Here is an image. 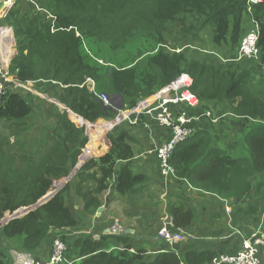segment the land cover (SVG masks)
Here are the masks:
<instances>
[{
    "label": "trees",
    "instance_id": "trees-1",
    "mask_svg": "<svg viewBox=\"0 0 264 264\" xmlns=\"http://www.w3.org/2000/svg\"><path fill=\"white\" fill-rule=\"evenodd\" d=\"M29 6L24 9L18 5L9 17L17 45L10 73L19 83H34L42 88L41 93H53L71 113L95 123L112 120L119 110L136 107L186 73L193 79L191 91L202 110L210 108L224 118L217 124L206 122L208 125H203L210 130L198 128L193 138L175 149L170 161L174 183L239 201L251 196L253 183L256 190L264 189V4L253 5L250 13L247 0H39L38 8ZM245 17L251 23L249 30ZM252 20L260 27L259 62L228 61L236 56L242 39L252 29ZM136 27L146 35L138 37L133 45L136 48L132 46L130 56H126L128 60L115 55L118 48L126 52ZM158 29L191 37L186 40L188 46L202 42V35L209 32L216 51L233 54L215 64L218 62L189 58L184 50L159 49L156 38L161 44L164 37ZM113 42L117 46H112ZM176 44L183 48L181 42ZM88 79L95 83L97 94L108 96L110 107L90 91ZM38 99L9 85L3 95L0 121L21 130L33 117ZM229 115L249 123L245 128L242 125L246 131L239 145L236 143L240 154L216 144L221 122ZM56 118L61 128L49 135L55 144L40 160L25 156L15 163L0 147V221L7 213L37 205L54 189L56 180L67 177L77 166L88 140L83 131L82 137L75 134L68 112ZM126 126L107 135L111 147L106 155L81 167L76 178L38 209L1 229L17 250L36 255L51 235L61 232L63 236L55 238L66 244L68 260L75 256L80 259L78 264H211L217 259L211 251L152 252L132 235L101 234L97 240L93 234H86L67 239V232L81 223L80 214L68 204L73 194L81 200L83 213L96 215L104 197L112 198L110 185L120 163L126 164L117 177L114 194L133 196L145 183L146 177L134 174L130 167L134 149L131 129ZM44 144L49 142L44 140ZM168 211L178 229L192 222V210L171 206ZM7 260L8 253L0 252V264H7Z\"/></svg>",
    "mask_w": 264,
    "mask_h": 264
},
{
    "label": "crops",
    "instance_id": "crops-1",
    "mask_svg": "<svg viewBox=\"0 0 264 264\" xmlns=\"http://www.w3.org/2000/svg\"><path fill=\"white\" fill-rule=\"evenodd\" d=\"M18 5H22L24 9L30 7L26 0H17L15 7ZM13 11H15V8ZM9 17L0 20V26L7 27L13 33ZM245 24V27L249 30L251 23L248 18H246ZM16 46L15 40V54L17 53ZM32 95L44 96L43 93H39L37 90ZM148 123V129L141 124L126 126L134 131L131 134L134 158L130 162V167L134 174L144 175L146 181L137 187L133 196L115 194L110 198V206L107 212L108 223H111V225L106 226L103 223L104 225L100 227L102 233L104 234L107 229L114 225H119L124 229L133 230L132 236L136 237L137 240H141L144 248L149 251L174 250L179 251L181 254L189 251H211L217 256L234 255L242 249L243 241L251 239L254 235L260 236L264 242V189L256 190V185L253 183L251 196L239 201L223 199L212 192L188 184L177 185L174 180L171 181L173 185L169 187L170 184L165 183L161 177L157 158L154 154H151V151L156 146L166 142L170 132L160 128L152 121ZM205 125L202 124L201 127L207 129L208 127ZM217 143L222 144L225 149H230L229 144L220 141L218 138H216ZM110 147V142L107 140L105 148L102 149L97 158L106 155ZM125 164L120 163L118 165L117 172L112 180L114 184L113 186L110 185L111 190L115 188L117 177ZM107 196H105V203ZM171 206H183L188 210H192L193 219L180 232L176 230V232L184 234L185 239L167 245L159 238L158 229L160 231L166 221L172 218L168 211ZM127 223L128 225H126ZM73 234L74 232L68 231L66 234L67 239ZM61 235V232L54 233L36 255L29 256L35 257L41 262H46L51 255L54 238ZM0 252L8 253L7 264H16L20 258L28 255L17 250L14 243L4 237L1 229ZM259 256L264 263V243L259 247ZM70 260L75 264L80 261L75 256Z\"/></svg>",
    "mask_w": 264,
    "mask_h": 264
},
{
    "label": "built area",
    "instance_id": "built-area-1",
    "mask_svg": "<svg viewBox=\"0 0 264 264\" xmlns=\"http://www.w3.org/2000/svg\"><path fill=\"white\" fill-rule=\"evenodd\" d=\"M16 1L17 0H0V20H5L10 16L12 10L15 8ZM26 1L28 4L38 8L39 0ZM257 4H264V0H247L249 13L252 11V6ZM252 24V29L242 39L236 56L228 61L241 62L246 59L259 62L261 56L258 47L260 27L256 21L252 20ZM11 31L7 27L0 26V107L3 104V95L9 85L20 93L33 94L35 92V90L32 89V86L35 85L34 83H19L10 73L11 63L16 55L15 39ZM87 86L91 92L99 97L100 101L105 106H111L106 94L96 93L95 83L91 79L87 80ZM192 87L193 79L188 74L182 73L168 86L141 100L136 107L119 110L117 116L112 120L102 119L95 123H89L78 116L77 122L82 127H85L84 135L88 141L81 151L77 166L69 177L60 181V187H65V184H68L72 180L75 170L81 169L87 161L93 160L99 156L101 149L105 148V143L108 140L107 135L115 128L124 125L138 126L141 124L144 128L148 129V122L151 121L160 128L170 132L166 142L156 146L154 150L151 151V154H154L157 158L161 177L173 181L176 176L170 161L175 149L180 144L193 138L197 129L201 128L202 124L208 121L212 124H217L224 118V116H216L214 111L210 108L202 110L200 100L191 91ZM76 117L77 115L74 118L76 119ZM56 185L55 182V189ZM58 192H56V194ZM35 206L36 205L22 208L14 213H7L4 219L0 221V229L12 220L34 211L32 208ZM22 213L25 214L12 219L14 216ZM176 230L179 232L181 231V229H176L173 219L169 218L160 230L159 238L167 245L183 241L185 235L176 232ZM263 243V239L260 236L254 235L251 239L243 241L242 249L237 254L220 255L211 264H264L259 256V247H261ZM16 264H75V262L67 258L66 244L61 239L55 238L51 255L46 262H41L28 254L20 258Z\"/></svg>",
    "mask_w": 264,
    "mask_h": 264
},
{
    "label": "rangeland",
    "instance_id": "rangeland-1",
    "mask_svg": "<svg viewBox=\"0 0 264 264\" xmlns=\"http://www.w3.org/2000/svg\"><path fill=\"white\" fill-rule=\"evenodd\" d=\"M245 21H246V17H245ZM157 32L161 33V36L163 35L164 37L163 38L164 40L161 42V44H158L157 40H159V38H156L155 43L158 46L157 48L162 49L161 47L163 48L166 47L167 49H170V50L175 49L174 51H176L177 53L184 50V52L188 55L189 58H193V59L199 58L203 61H207L210 63L218 62L215 64H221L223 63L222 60L228 59L229 56L233 54V53H230L228 50H223V51L219 50L220 52L216 51V48H214L213 45L211 44L209 32H207L205 35H202L203 37L202 42L195 41L189 44V46L193 45L197 48V49L192 48L194 50L190 49V47L187 45L188 42H186V40H191L192 39L191 37L187 39L183 38L181 35L178 34V32H172V29H170L169 32H167L166 29L164 30L158 29ZM144 35H146V31L140 30L139 28L136 27V30L133 31L132 36L129 39V44H128L129 47L126 50V52L120 51V49L118 48L117 50L114 51L115 52L114 54L123 55L125 59L128 60L126 56H130L128 55V52L130 51L131 47L135 45L134 43L136 41H138V37L144 36ZM177 41L181 42L183 48L177 46L176 44ZM112 46H117V45L116 43L113 42ZM134 48H136V46H133V49ZM215 54H217L221 59L216 58ZM110 56H113V54H110ZM132 57L134 58L135 56H132ZM258 81L259 79H256V82ZM32 89L37 90L39 93H41L42 88L36 87L35 85H33ZM43 95H44L43 97L32 95L33 97L39 98L35 102V113L31 119L25 122V126L21 130H15L13 127L11 128L9 124H6L0 121V147L3 148V152H4L3 155L5 157L12 158L15 161V163L19 162L20 157H25V156L26 157L35 156V159L40 160V158L43 155H45L46 151L50 150V148L54 146L55 141H53L49 137V135L50 133L54 131V129L61 128L58 118H56V115L58 114H63L64 112H68L69 115L72 117L71 126L75 134L81 136L80 134L82 133V131L84 132L83 129H85V127L84 126L82 127L77 122L78 116L75 119L74 117L76 115L71 113L69 109L65 107V105L61 104L57 99H55L53 96V93L45 94L43 92ZM221 113H224V112H221ZM224 114H228V113H224ZM248 124L249 123L239 121L235 117L231 118V116L229 115L227 118H225L221 122V128H219L218 130L217 138L222 142L228 143L229 148L235 154L239 153L240 150H238V148L235 149L236 143L239 145L240 137L246 131V129L243 130L241 128L242 125L245 128ZM216 127H219V125ZM130 133L133 134L134 131L130 130ZM44 140L48 141L49 144H44ZM232 147H234L233 150H232ZM101 152H102V149H101ZM91 160L87 161L84 165H86ZM18 165H22V164H18ZM73 170L70 172L69 175L72 174ZM79 171H80V168L74 171V176L72 177V179L74 177L75 178L77 177V174ZM69 175L67 177H69ZM62 179L64 178H61L55 181L57 184L56 189L54 188L55 190H53L49 195H53L56 192L61 191L64 188V187H60L61 185L60 181ZM163 180L165 183L170 184L169 187L173 185L171 181L166 180V179H163ZM113 184L114 183L112 181L111 186H113ZM114 193H115L114 188L112 190L110 189V193H109L110 197L114 196L115 195ZM70 198L71 199L69 200L68 204L74 211L80 214L79 218H80L81 223H80V226L76 230L72 231L74 232V234L70 235L68 239L72 240L74 239V237H77L79 235H86V234H93L95 238L100 237V235L103 234L101 230L102 228L100 227L104 224H106V226L111 225V223H108L109 217H108L107 210L103 212L100 218L97 217V213L96 215H87L85 212L83 213V206H82L81 200L76 198L74 194ZM104 204H105V197L103 199V205ZM126 225H128V223ZM158 232H160L159 229H158ZM138 241L140 242V244H143L141 240H138ZM67 256H68V252H67ZM69 257H72V255L69 254Z\"/></svg>",
    "mask_w": 264,
    "mask_h": 264
},
{
    "label": "water",
    "instance_id": "water-1",
    "mask_svg": "<svg viewBox=\"0 0 264 264\" xmlns=\"http://www.w3.org/2000/svg\"><path fill=\"white\" fill-rule=\"evenodd\" d=\"M56 194V193H55ZM53 194V195H55ZM53 195H48L45 198H43L34 208L33 210L38 209L42 204H44L49 198H51ZM110 205V199L106 198V203L103 207H100L97 211V217L100 218L105 210L109 208ZM27 212V211H26ZM25 212V213H26ZM25 213H22L20 215L14 216L12 219L19 217ZM134 231L130 229H124L120 227L119 225H114L113 227L107 229L104 233V235H117V236H122V235H133ZM98 240L99 237H96Z\"/></svg>",
    "mask_w": 264,
    "mask_h": 264
}]
</instances>
